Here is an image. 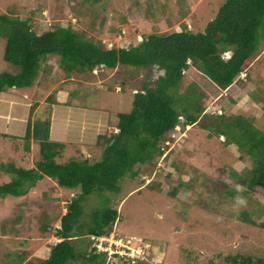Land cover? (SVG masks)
I'll use <instances>...</instances> for the list:
<instances>
[{
  "label": "rangeland",
  "instance_id": "374dc122",
  "mask_svg": "<svg viewBox=\"0 0 264 264\" xmlns=\"http://www.w3.org/2000/svg\"><path fill=\"white\" fill-rule=\"evenodd\" d=\"M224 1L0 0V12L28 16L31 28L38 34L56 25H70L82 31L84 37L100 40L110 48L135 45L150 32L168 33L183 27L203 32ZM5 42L6 36L0 34V72L18 73V67L2 59ZM47 64L34 80L42 78L43 89H49L63 77L57 56L49 55ZM121 66L105 72L98 67L93 75L84 73L85 77L73 73L76 80L65 81L73 84L66 86V101L73 96L80 105L91 109L79 112L81 115L73 113L71 121L61 116L54 120L53 139L63 140L57 162L86 157L100 160L104 141L95 145L93 130H77L82 119L100 120L101 132L105 127L103 121L115 122L118 113L131 111L133 93L143 81L162 73L156 66ZM105 76L113 78L114 85L101 82ZM85 78L92 79L93 84ZM190 83L195 84V94L200 96L196 103L201 111L194 113L195 121L179 131H171L163 155L135 163L131 170L136 174L123 175L117 192L96 188L80 202L79 223L83 225L81 234L72 239L77 252H88L92 246L85 233L92 210L109 206L118 211L110 232L139 238L147 245L139 258L144 264H226L225 256L233 253L264 257V227L258 225L264 222V189L248 187L241 180L248 176L251 159L240 158L235 146L223 142L224 136L209 134L206 128L218 125L221 120L216 114L222 113L228 116L224 121L243 117L252 128L264 133V38L247 75H237L226 88L217 86L191 63L177 91L184 93ZM115 85L120 92L115 91ZM30 90L31 87H6L0 92V184L12 178L5 171L8 163L28 168L38 158L34 141L28 152L22 146L28 107L22 104L17 106L21 110L15 108L12 112L5 103V95L23 98ZM45 115L41 107L32 118L42 120ZM81 148L86 150L85 154L80 152ZM179 181L186 183L180 185ZM79 192L78 187L59 186L45 177L28 186L23 195L0 193V264H37L46 258L51 245L58 240L55 230L59 218L69 200ZM242 211H247L255 224L241 220ZM43 224L49 228L44 230ZM106 261L107 264L111 260ZM72 264L98 263L97 259L88 263L79 258Z\"/></svg>",
  "mask_w": 264,
  "mask_h": 264
},
{
  "label": "trees",
  "instance_id": "16d2710c",
  "mask_svg": "<svg viewBox=\"0 0 264 264\" xmlns=\"http://www.w3.org/2000/svg\"><path fill=\"white\" fill-rule=\"evenodd\" d=\"M0 34L6 36L2 59L19 68L15 74L0 72V92L6 87L32 86L37 73L48 67L49 55L58 57V67L66 77L73 73L91 74L98 67L105 72L121 65L137 69L156 66L162 70L156 77L143 81L133 93L130 112L117 114L115 127L118 132L97 135V144L104 141L100 160L91 161L86 157L57 162L63 144L49 138V119L31 120L29 114L22 146L29 151L30 142L37 143L38 158L31 168L8 163L5 171L12 178L0 184V193L14 196L23 195L28 186L44 176L59 186L78 187L79 194L69 200L66 211L59 218V227L55 230L58 240L51 245L48 256L38 260L37 264H72L79 258L88 263L97 259L98 264H106L104 252H96L93 245L83 253L73 246L72 239L81 234L83 225L79 223L80 202L96 188L117 192L118 181L123 175L127 172L136 174L131 170L135 163L154 160L155 156L164 154L165 137L169 140L171 131L182 117L185 122L195 121L194 113L201 111L196 103L200 96L195 94V84H188L184 93L177 91L189 63L221 88L229 86L237 75H247L257 46L264 38V0H225L203 32H192L185 27L168 33L150 32L128 47L108 48L100 40L84 37L82 31L78 32L70 25H56L38 34L31 28L28 16L9 12H0ZM104 83L114 85L115 81L109 78ZM251 97L255 95L252 93ZM33 108L31 104L29 113ZM216 117L221 122L215 127H206L209 134L224 136L223 142L235 146L240 158H250L248 176L241 180L248 187L264 189V133L252 128L243 117L226 121L228 116L222 113ZM117 215V209L109 206L93 209L85 232L88 244L98 236L107 235ZM239 217L255 224L247 211H242ZM258 225L264 227V222ZM41 228L49 227L43 224ZM17 257L21 261V256L17 254ZM225 261L226 264H264V257L233 253L227 254ZM107 264L116 263L110 261ZM122 264L144 263L136 259Z\"/></svg>",
  "mask_w": 264,
  "mask_h": 264
},
{
  "label": "crops",
  "instance_id": "0c3cea01",
  "mask_svg": "<svg viewBox=\"0 0 264 264\" xmlns=\"http://www.w3.org/2000/svg\"><path fill=\"white\" fill-rule=\"evenodd\" d=\"M91 74L93 75V72ZM91 77L94 78V76H91ZM109 78H110L109 76H105V77L101 78V82L104 83ZM74 80H76V79H74L73 76H70V77L63 76L62 78H60V80L54 81L51 84L49 89L48 88L43 89V87L38 84V81L42 82V78H40V80H38L32 86H30L31 90L27 94L25 93L23 95V98L14 97L13 96L14 94L5 95V103L7 104L8 110L12 111V112L15 108H17L18 110H21L17 106H20L22 104L25 107H28L27 118L30 114L31 120H33V118H32L33 114L37 113L39 111V109L41 107H43L46 111V115L43 116L44 117L43 119H46V118L49 119V138L51 140H54L53 139V132H52V125H53V122L56 118L61 116V118H64L67 121H71V119H72L71 115L73 113L78 112V114L81 115L79 112H84L85 109H91V108L85 107L84 105H80V103L73 96L70 98V101H68V102L66 101L67 100L66 94L69 93L66 86H72L73 85V84L69 85V83H67V82L68 81H74ZM91 80L87 79L86 81L89 84H93V81H91ZM94 80H96V79H94ZM65 81H67V82H65ZM83 82H85V81H83ZM115 91L116 92L121 91L120 87L118 85H115ZM67 96H69V94ZM31 104L34 106V108H33L32 112L29 113V107ZM59 106H64L65 109L64 110H57V107H59ZM60 114H62V115H60ZM26 121H27V119H26ZM99 121L100 120H96L94 122L92 120H88V122H83V119H82V121H81L82 126L77 128V130H85V129L93 130V134H94L93 139L95 140L94 141L95 145H97V143H96L97 135L104 134V133H107L106 135H108L110 133V131L113 128H115L116 119H115V122H110L109 119L103 121L102 126H105V127H103L101 132H98V122ZM25 126H26V123H25ZM54 141H57V142L62 141L61 143L63 144V140H61V139H58V140L56 139ZM31 142H30V149L32 148ZM35 144L37 145V143H35ZM37 148H38V146H37ZM30 149H29V151H30ZM80 152L85 154L86 150L84 148H81ZM83 154H81V155H83ZM31 167H34V164L29 166L28 168H31ZM45 177L46 176H44L43 178H45ZM49 179H51V178H49Z\"/></svg>",
  "mask_w": 264,
  "mask_h": 264
},
{
  "label": "built area",
  "instance_id": "2783aa9c",
  "mask_svg": "<svg viewBox=\"0 0 264 264\" xmlns=\"http://www.w3.org/2000/svg\"><path fill=\"white\" fill-rule=\"evenodd\" d=\"M179 128V126H175L177 131ZM166 141H164V144L168 142ZM133 238L109 232L107 235L96 237L92 245L95 247L96 252H104L105 258L114 261L116 264H122L123 261L132 263L141 258L147 248V245L144 246L139 238L135 240Z\"/></svg>",
  "mask_w": 264,
  "mask_h": 264
},
{
  "label": "clouds",
  "instance_id": "9594fccd",
  "mask_svg": "<svg viewBox=\"0 0 264 264\" xmlns=\"http://www.w3.org/2000/svg\"><path fill=\"white\" fill-rule=\"evenodd\" d=\"M224 54H227L226 52L224 53ZM94 71H95V69H94ZM242 74V73H241ZM190 122H185V120L184 119H180V121L177 123V124H175V126H179L180 128H182V126H184V127H186V125H187V127L188 126H190ZM175 126H174V128H173V130L172 131H177L176 129H175ZM180 128L178 129V131L180 130ZM110 132H118V128L117 127H115V128H113ZM167 140V139H166ZM168 141V140H167Z\"/></svg>",
  "mask_w": 264,
  "mask_h": 264
}]
</instances>
